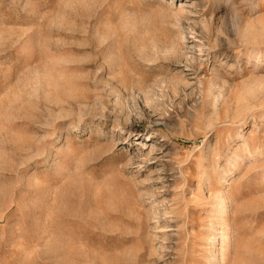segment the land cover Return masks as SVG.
Segmentation results:
<instances>
[{
    "label": "rangeland",
    "instance_id": "obj_1",
    "mask_svg": "<svg viewBox=\"0 0 264 264\" xmlns=\"http://www.w3.org/2000/svg\"><path fill=\"white\" fill-rule=\"evenodd\" d=\"M0 264H264V0H0Z\"/></svg>",
    "mask_w": 264,
    "mask_h": 264
}]
</instances>
